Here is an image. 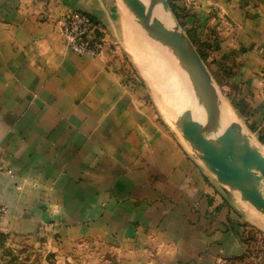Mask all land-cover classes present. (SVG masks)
Masks as SVG:
<instances>
[{
  "label": "crops",
  "instance_id": "obj_1",
  "mask_svg": "<svg viewBox=\"0 0 264 264\" xmlns=\"http://www.w3.org/2000/svg\"><path fill=\"white\" fill-rule=\"evenodd\" d=\"M168 1L264 156V0ZM114 2L0 0V264H219L242 250L246 209L145 99L126 48L139 33ZM73 12L113 46L101 58L65 47L56 21Z\"/></svg>",
  "mask_w": 264,
  "mask_h": 264
},
{
  "label": "water",
  "instance_id": "obj_2",
  "mask_svg": "<svg viewBox=\"0 0 264 264\" xmlns=\"http://www.w3.org/2000/svg\"><path fill=\"white\" fill-rule=\"evenodd\" d=\"M142 30L171 55L197 97L194 107L182 108L172 116L173 128L189 147L192 156L221 186L225 195H237L264 216V156L243 127L223 119L213 79L181 25L172 18L167 0H122Z\"/></svg>",
  "mask_w": 264,
  "mask_h": 264
},
{
  "label": "rangeland",
  "instance_id": "obj_3",
  "mask_svg": "<svg viewBox=\"0 0 264 264\" xmlns=\"http://www.w3.org/2000/svg\"><path fill=\"white\" fill-rule=\"evenodd\" d=\"M152 2H154V0H152ZM114 3L127 15L128 19L134 23L139 33L138 39L129 35L126 48L128 54L131 55L135 63V70L137 69L139 75L144 79L142 83L145 99L155 103L161 112V116L168 120L166 104L170 102V99L166 91V85L178 83L180 77L179 72L174 66L178 73V79L175 73L170 75V77L163 76L162 71H160V63L164 64V62L161 59L160 52L156 48L158 45L157 42L153 41L152 37L141 29L133 16L126 10L122 0H115ZM171 16L177 21L172 13ZM140 39L143 40L142 45H140ZM166 55L172 60L169 54ZM129 67L130 70L134 72V66L129 65ZM172 71H174V68ZM138 81L141 82V78L138 77ZM169 123L171 124V121H169ZM198 163L200 162L198 161ZM259 190L264 195V182L259 186ZM232 198L246 209L247 214H241L242 216L240 217L242 221L239 225V232L244 235L243 241L245 242L241 241L242 250L237 256L227 258L219 264H264V216L258 214L250 205L241 202L237 195ZM88 260L89 256L84 255L83 261L87 264Z\"/></svg>",
  "mask_w": 264,
  "mask_h": 264
},
{
  "label": "built area",
  "instance_id": "obj_4",
  "mask_svg": "<svg viewBox=\"0 0 264 264\" xmlns=\"http://www.w3.org/2000/svg\"><path fill=\"white\" fill-rule=\"evenodd\" d=\"M56 25L65 47L79 56L101 58L106 49L113 47L109 46L104 32L81 13H68L56 21ZM3 213L4 210L0 207V218Z\"/></svg>",
  "mask_w": 264,
  "mask_h": 264
},
{
  "label": "bare ground",
  "instance_id": "obj_5",
  "mask_svg": "<svg viewBox=\"0 0 264 264\" xmlns=\"http://www.w3.org/2000/svg\"><path fill=\"white\" fill-rule=\"evenodd\" d=\"M142 1L145 3H151V0H142ZM164 62L165 64L160 63L161 70L166 69L163 73L164 77H167V76L170 77V75L173 73L172 70L173 68L175 69V67L177 68L179 72V76H180L178 83L176 84L171 83V84L166 85V91L170 99V102L166 104V107H167L166 109L168 111L167 113L168 120L171 121V117L174 114H176V112L180 111L182 108H185V107H188L191 110L193 109L194 118L201 120L200 119L201 111L194 107V103L197 97L196 91L191 87L184 73L181 72V70L178 68L177 62L175 61L173 57H172V60L171 59L169 60V56H167V58L165 57ZM221 112L223 115V119L234 121L232 119L231 113L227 109L222 108Z\"/></svg>",
  "mask_w": 264,
  "mask_h": 264
},
{
  "label": "trees",
  "instance_id": "obj_6",
  "mask_svg": "<svg viewBox=\"0 0 264 264\" xmlns=\"http://www.w3.org/2000/svg\"><path fill=\"white\" fill-rule=\"evenodd\" d=\"M168 4H169V7H170V9H171V11H172V14L174 15L175 19H177V15H176V13H175L174 6L171 4L170 1H168ZM198 53H199V55L201 56V58L203 59V55H202V53H201L200 51H198ZM203 61H204V59H203ZM239 239H240V241H243V239H244V235H243V234H240V235H239ZM243 242H245V241H243Z\"/></svg>",
  "mask_w": 264,
  "mask_h": 264
}]
</instances>
